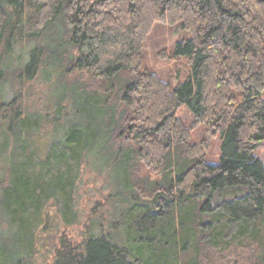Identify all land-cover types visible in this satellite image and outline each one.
Instances as JSON below:
<instances>
[{"label":"trees","instance_id":"16d2710c","mask_svg":"<svg viewBox=\"0 0 264 264\" xmlns=\"http://www.w3.org/2000/svg\"><path fill=\"white\" fill-rule=\"evenodd\" d=\"M175 28L168 51L189 70L171 85L145 46ZM22 40L35 44L10 71ZM8 72L0 264L48 252L44 264H264V0H0V86ZM39 73L50 85L61 76L55 116L67 103L82 120L51 145L49 132L35 141L22 93ZM183 105L189 122L176 116ZM88 168L111 187L81 217L71 184ZM50 202L61 204L55 243L36 234Z\"/></svg>","mask_w":264,"mask_h":264},{"label":"rangeland","instance_id":"374dc122","mask_svg":"<svg viewBox=\"0 0 264 264\" xmlns=\"http://www.w3.org/2000/svg\"><path fill=\"white\" fill-rule=\"evenodd\" d=\"M58 28V27H57ZM178 28H175L172 31L165 30L164 35H151L146 46V60L147 65L150 70L158 73L162 79H172L171 85L176 84L177 82H183L186 80L188 75V66L184 60V58H173L170 56V52L168 51L170 45L177 38ZM54 39V38H53ZM51 39V40H53ZM55 41V40H53ZM50 42L53 44L54 42ZM33 41H18L12 44L11 53L12 60L10 63V71H13L19 63H23L28 56V51L34 46ZM67 49L66 46L64 47ZM167 49V50H166ZM157 52H159L157 54ZM170 58H167L168 56ZM5 63H8V62ZM8 75V76H7ZM9 72L6 74V81L0 86V96L3 101L11 100L14 93V80H9L10 78ZM61 81L60 75H55V80L51 85L45 80L43 74L39 73L33 80L26 82L23 87V96L24 102L29 107L31 111H35L33 116L34 121H37V135H34L35 141L39 136L45 135L40 133H51V140L49 144L59 143L60 139L64 136L65 130L73 126H80L82 120L80 117L73 116L69 114L70 110L67 108V103H64L65 110L63 111V115L57 114L55 116V106H54V98L48 99V96L51 91L54 90V87L58 86ZM14 84V85H13ZM63 89H59V93H62ZM46 115V118L42 116ZM185 115L188 116V122L190 120V112L183 105L177 111L176 116L183 118ZM59 117L61 120V126L55 129V125L50 122L54 117ZM45 119V122L43 121ZM57 123L58 121H54ZM186 123V122H185ZM41 142L44 143L46 137H40ZM192 140L196 141L195 136L192 135ZM4 141V137L0 138V146ZM46 144L45 147H49L50 145ZM31 151H33L34 160L38 159V155H41L39 146L36 147V143H33L29 147ZM218 141L215 144L214 150L207 156V161L210 163H214L219 156L218 153ZM47 150V149H46ZM255 155L264 163V144H261L257 147ZM44 159V157H43ZM48 168L45 169V171ZM44 171V172H45ZM111 187V183L108 179H106L105 173L97 172L94 169L88 168L83 170L81 176L76 178L75 181L71 184L72 189V197L76 202V208L78 209L81 217L84 216L85 213L92 207L93 203L96 200H101L109 191ZM61 204L50 202L45 206V211H47L48 221L42 220L39 227L36 230L37 237L42 239L43 241H50L49 243L56 242V235L62 230L61 224L58 222V217L60 216ZM106 217V216H105ZM109 217V213H108ZM49 222V223H48ZM106 226V225H105ZM45 227L47 230H45ZM72 233L75 235L80 233V226H73ZM9 237H12L9 235ZM49 252L47 253V257ZM46 256H42L40 260H38V264H44ZM185 258V257H184Z\"/></svg>","mask_w":264,"mask_h":264}]
</instances>
